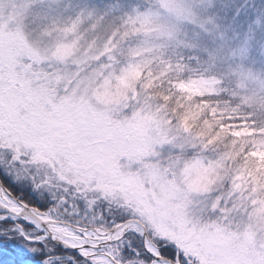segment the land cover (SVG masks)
I'll return each instance as SVG.
<instances>
[{
    "label": "snow or ice",
    "instance_id": "1",
    "mask_svg": "<svg viewBox=\"0 0 264 264\" xmlns=\"http://www.w3.org/2000/svg\"><path fill=\"white\" fill-rule=\"evenodd\" d=\"M213 9L0 0V264H264V66Z\"/></svg>",
    "mask_w": 264,
    "mask_h": 264
},
{
    "label": "clouds",
    "instance_id": "2",
    "mask_svg": "<svg viewBox=\"0 0 264 264\" xmlns=\"http://www.w3.org/2000/svg\"><path fill=\"white\" fill-rule=\"evenodd\" d=\"M223 3L224 0H213V15L216 17L218 24L217 32L224 34V39L222 41L217 39V44L224 47L234 46L246 39L253 53L255 51L264 53V25L257 27L254 23L258 17H264V10L258 12L255 18L246 21L247 27L245 29L238 31L240 24L235 22L234 17L226 18L220 14L218 6ZM249 26H251L252 31L248 30ZM253 60L258 62L256 65L258 68L264 66V61L258 60L254 55Z\"/></svg>",
    "mask_w": 264,
    "mask_h": 264
},
{
    "label": "trees",
    "instance_id": "3",
    "mask_svg": "<svg viewBox=\"0 0 264 264\" xmlns=\"http://www.w3.org/2000/svg\"><path fill=\"white\" fill-rule=\"evenodd\" d=\"M256 3V0H224L218 7L222 16L235 18V22L240 24L238 31H241L247 27L246 21L256 17Z\"/></svg>",
    "mask_w": 264,
    "mask_h": 264
},
{
    "label": "rangeland",
    "instance_id": "4",
    "mask_svg": "<svg viewBox=\"0 0 264 264\" xmlns=\"http://www.w3.org/2000/svg\"><path fill=\"white\" fill-rule=\"evenodd\" d=\"M247 1V0H246ZM250 1H253V0H250ZM256 8H257V12H260L261 10H264V0H256ZM247 5V4H246ZM253 55L260 61H264V53H261L260 51H255L253 53Z\"/></svg>",
    "mask_w": 264,
    "mask_h": 264
}]
</instances>
